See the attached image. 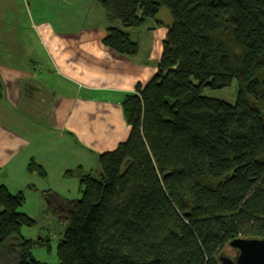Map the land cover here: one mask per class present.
I'll list each match as a JSON object with an SVG mask.
<instances>
[{"label": "trees", "instance_id": "16d2710c", "mask_svg": "<svg viewBox=\"0 0 264 264\" xmlns=\"http://www.w3.org/2000/svg\"><path fill=\"white\" fill-rule=\"evenodd\" d=\"M95 1L103 45L123 56L161 8L172 24L155 74L121 101L127 138L90 172H64L80 199L41 192L65 221L55 264H219L233 238H264V0ZM233 80V104L201 93ZM26 169L46 177L33 160ZM23 203L0 186V264H49L31 252L43 241L21 233L35 222Z\"/></svg>", "mask_w": 264, "mask_h": 264}, {"label": "crops", "instance_id": "0c3cea01", "mask_svg": "<svg viewBox=\"0 0 264 264\" xmlns=\"http://www.w3.org/2000/svg\"><path fill=\"white\" fill-rule=\"evenodd\" d=\"M51 1L68 8L83 2L94 5V0ZM104 17L79 27L78 33L47 38L50 44L41 39L40 51L26 59H8L0 70V186L23 194L24 208L19 211L28 217L27 200L43 209L39 195L43 191L67 199L74 191L79 193V184L72 179L78 178L64 172H90L97 154L115 149L127 138L121 101L156 72L167 27L162 30L154 17L153 25L145 22L142 30H132L138 51L127 57L103 45L108 25ZM30 160L46 177L27 171ZM52 211L59 212L56 207Z\"/></svg>", "mask_w": 264, "mask_h": 264}, {"label": "rangeland", "instance_id": "374dc122", "mask_svg": "<svg viewBox=\"0 0 264 264\" xmlns=\"http://www.w3.org/2000/svg\"><path fill=\"white\" fill-rule=\"evenodd\" d=\"M93 2L94 5L83 2L78 7L76 5L75 8H68L64 4L60 6L51 0H0V70H4L3 67L8 59H26V56H30L32 52L40 51L41 39H45L44 41L50 44L47 38H53V41L55 37L78 33L81 31L79 27L87 28V24L94 22L93 20H100L102 16H105L104 12L95 0ZM87 13H89L88 17ZM154 20L161 21L162 30L172 24L170 13L165 7L161 8ZM151 22L153 20L148 19L145 25H153ZM114 24L120 26L118 22ZM132 38H136L135 34ZM2 76H4L3 72ZM237 91V82L233 80L225 88H203L201 93L204 96L233 104ZM72 179L77 181V185L79 184V180ZM79 187V193L74 191L70 199L60 197L66 201L80 197L82 189L80 184ZM39 195L45 204L44 208L39 210L32 207V201L27 200L25 208L31 209L29 210L30 217L35 222L31 227H22L21 233L25 238L43 241V246L36 245L31 249L36 260L55 263L57 261L56 247L63 238L65 221L61 217L63 213L57 212L55 215L52 211L55 207L59 210L58 206L53 204L49 206L41 193ZM223 252L228 255L233 254V250L228 247Z\"/></svg>", "mask_w": 264, "mask_h": 264}, {"label": "water", "instance_id": "95a60500", "mask_svg": "<svg viewBox=\"0 0 264 264\" xmlns=\"http://www.w3.org/2000/svg\"><path fill=\"white\" fill-rule=\"evenodd\" d=\"M227 246L233 254L221 252L219 264H264V238L236 237Z\"/></svg>", "mask_w": 264, "mask_h": 264}]
</instances>
